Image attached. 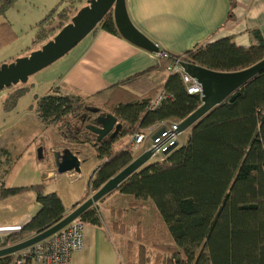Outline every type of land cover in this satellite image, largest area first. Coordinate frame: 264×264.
<instances>
[{"label":"trees","instance_id":"1","mask_svg":"<svg viewBox=\"0 0 264 264\" xmlns=\"http://www.w3.org/2000/svg\"><path fill=\"white\" fill-rule=\"evenodd\" d=\"M16 1L0 0V17ZM228 2V18L232 19L235 0ZM78 11L67 6L52 10L38 25L35 43L54 37ZM97 29L121 37L111 13L93 32ZM2 35L12 38L5 22L0 23V39ZM249 36L252 43L247 48L237 47L226 37L197 46L177 58L213 72L241 71L264 59L260 32L250 30ZM164 57L154 67L85 97L104 101L117 123L126 127L114 138L107 135L97 139L91 129L101 127V123L98 118L85 115L87 107L80 102V96H62L53 90L36 99V112L46 125L69 116L78 119V128L71 129L70 122L65 123L63 128L68 130H62V136L90 144L94 158L101 161L89 179L86 197L133 161L129 143L114 148L119 140L162 122L180 123L201 105L200 96L189 95L178 74H164L169 63ZM159 88L167 98L156 109L149 110L150 97ZM21 94L19 91L12 95L11 102H5L6 111L14 107ZM82 110L84 113L79 116ZM69 132L71 136L67 135ZM44 187L0 185V200L33 191L39 205L20 231L6 236L0 246L43 232L65 216L60 197L44 193ZM116 191L130 196L129 205L133 207L139 206L135 201H152L158 223L153 224L150 245L169 255L160 264H264V70L246 83L233 101H224L198 120L186 142L162 160L140 168ZM80 220L100 227L93 207ZM139 233L138 228L137 239L141 240ZM138 250V264H147L146 247L140 245Z\"/></svg>","mask_w":264,"mask_h":264},{"label":"rangeland","instance_id":"2","mask_svg":"<svg viewBox=\"0 0 264 264\" xmlns=\"http://www.w3.org/2000/svg\"><path fill=\"white\" fill-rule=\"evenodd\" d=\"M87 1L17 0L0 17V23L5 22L12 34V38H5V35H2L0 39V65L27 56L40 49L45 42L52 40L53 37H50L45 42L35 43L38 25L47 18L52 10H60L65 6L70 7L71 10L74 8L80 10L87 5ZM27 47L29 48L27 49ZM24 52L25 54L20 56ZM58 68H60V61L54 62L30 76L26 83H19L0 91V185L4 184L5 188H20L44 184V193L57 192L63 199L66 208H69L71 201L75 198L73 193L76 195L82 193L88 176L96 167L97 160L93 156L90 144L86 145L80 141L72 142L62 136V130L65 132L68 130L63 128L65 123L70 122L71 129L78 128L80 126L77 123L78 119L69 116L60 122L46 125L40 120L36 112V99L46 95L52 79L58 73ZM19 91H22V94L15 102L14 107H10L6 111L5 102L9 99L11 102L12 95ZM80 100L83 106L87 107L85 115L91 119L111 114L112 110L106 107L102 100L87 99L81 96ZM83 113L82 110L79 116ZM121 128L126 127L122 126ZM189 132L190 129L181 133L180 143L187 141ZM70 134L72 133L69 132L67 135L71 136ZM126 144L127 139H121L114 148L120 149ZM67 150L76 153L81 160L87 159L80 164V177H77L75 173H70V175L57 173L56 165L60 159L58 157H61ZM4 151L8 154L4 155ZM39 152L40 159H38ZM152 162L153 160H150L144 166ZM49 171H53L56 178L43 181V175L46 176ZM92 194L89 193L87 198ZM100 202L102 201L98 203L100 204ZM98 203L93 208L96 209L100 219V230L106 237L115 236L123 246L126 245V249L124 247L119 248L118 264H138L140 245L146 247L147 264H160L164 259L169 258L167 253L157 252L150 245L153 224L158 223L155 219L156 210L151 200L138 201V207L123 203L117 221L109 217L104 218ZM37 210L38 206L33 191H26L20 195L0 200V229L16 226L21 217H25L29 213L35 214ZM122 211L124 218H121ZM138 228L140 229L141 240L137 239ZM155 229L156 233L158 227L156 226ZM4 235H6L5 232ZM128 247L130 248L129 251H127ZM88 252V248L85 250L83 248L75 256L80 260Z\"/></svg>","mask_w":264,"mask_h":264},{"label":"crops","instance_id":"3","mask_svg":"<svg viewBox=\"0 0 264 264\" xmlns=\"http://www.w3.org/2000/svg\"><path fill=\"white\" fill-rule=\"evenodd\" d=\"M125 3L133 25L168 56L164 57L169 61L167 66L172 63V59L183 56L185 52L197 46L226 37H230L237 47L247 48L252 43L249 31L253 29H257L264 40V0H235L232 19L228 18V0H125ZM159 60L157 54L97 29L58 60L60 68L46 94L57 90L62 96H92L154 67ZM164 74L168 75L165 71ZM122 139H127V144L130 141V137ZM72 153L81 163L87 160H81L76 153ZM100 164L101 161L97 160L95 169ZM93 171L88 176L82 193H73L75 198L69 208H66L57 192H52L60 197L65 215L74 209V205H79L87 199V186ZM70 173L74 172L67 175ZM75 174L80 177V173ZM55 175L53 171H49L46 176L43 175V181L52 180L56 178ZM131 200L130 196L114 191L104 197L98 205L104 218L109 217L117 221L121 205H128ZM135 203L138 204V201ZM37 206L39 209L38 204ZM33 215L34 213H29L21 217L16 226L24 225ZM121 218H124L123 211ZM16 226L0 229V242L6 237L4 232ZM119 241L115 236L106 237L99 227L85 224L83 248H88L89 252L80 260L75 256L79 252L74 253L71 256V264H118L119 248L126 249V245L123 246Z\"/></svg>","mask_w":264,"mask_h":264},{"label":"water","instance_id":"4","mask_svg":"<svg viewBox=\"0 0 264 264\" xmlns=\"http://www.w3.org/2000/svg\"><path fill=\"white\" fill-rule=\"evenodd\" d=\"M111 13L116 29L121 38L154 54H161L157 45L142 34L131 22L126 10L125 0H88L87 5L82 7L70 23L65 25L52 40L44 43L40 49L31 52L29 55L15 59L8 64L0 65V91L19 83H26L27 79L37 72L45 69L58 61L74 49L88 34L99 25L103 18ZM183 72L196 81L201 88V105L178 124V133H183L200 120L204 115L224 101H233L239 90L256 75L264 70V59L241 71L232 73L213 72L192 63H180ZM235 94V95H234ZM101 127L92 128V132L97 134V139L101 140L107 135L114 138L121 130V124L116 118L108 114L98 118ZM41 158L40 152L38 159ZM57 162V173L62 175L69 172H80V161L70 151H64ZM151 160V152H146L118 172L103 184L96 192L86 200L66 214L59 222L26 238L11 246L0 249V258L12 255L26 249L40 241L50 237L69 223L92 208L96 203L107 195L116 191L120 184L128 177L142 168Z\"/></svg>","mask_w":264,"mask_h":264},{"label":"built area","instance_id":"5","mask_svg":"<svg viewBox=\"0 0 264 264\" xmlns=\"http://www.w3.org/2000/svg\"><path fill=\"white\" fill-rule=\"evenodd\" d=\"M157 57L160 59L164 57V54H157ZM181 62H184L181 58L172 59V63L165 68V72L167 74H178L186 92L189 95L196 94L200 96V85L183 72L180 66ZM166 98L167 96L161 88L151 98L149 110L156 109ZM178 124L162 122L131 135L129 146L134 154V159L146 152H151V160H162L180 145L179 137L181 133L177 132ZM15 228L6 232L5 236L19 232L21 226ZM84 230L85 223L80 218L75 219L66 227L39 243L0 258V264H71V256L83 248ZM11 245L0 246V249ZM7 259L9 260L6 262Z\"/></svg>","mask_w":264,"mask_h":264}]
</instances>
